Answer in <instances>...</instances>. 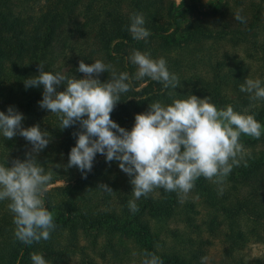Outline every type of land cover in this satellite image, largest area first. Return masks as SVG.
<instances>
[{
  "label": "trees",
  "instance_id": "obj_1",
  "mask_svg": "<svg viewBox=\"0 0 264 264\" xmlns=\"http://www.w3.org/2000/svg\"><path fill=\"white\" fill-rule=\"evenodd\" d=\"M188 8L196 15L194 29L180 41L174 33L178 29L175 14L181 9L177 3L167 0H0V111L7 113L8 107L12 106L23 114L22 122L28 127L39 125L42 131L49 133L53 151L38 157V163L46 172H52L50 184L56 179L66 181L50 187L45 195V204L54 213L56 228L50 239L39 243L25 245L15 238L13 214L7 207L9 201H0V264H32L33 252L43 254L49 264H71L72 257L77 255L80 264H97L92 253L102 260L110 257L126 261L131 251L137 255L133 264H142L145 252L155 253L163 264H205L201 247L166 251L164 235L156 225L181 214L189 223L192 221L189 212L194 207L192 201L183 203L177 192L156 189L136 200L139 211L133 213L128 206L134 199L131 177L127 175L124 183L122 180L126 189L121 188L118 180L122 171L118 161L109 163L104 155L97 154L86 178L76 167H64L76 145L78 137L74 133L80 130L79 125L61 130L57 115L39 106L43 86L25 88L24 85L26 79L39 74L36 57L41 50L53 45L67 17L78 12L83 18L81 26L94 28L98 50L103 57L115 61L117 74L128 72L135 76L137 66L131 63L130 56L134 50H139L149 52L154 59L165 58L168 70L181 81L180 87L165 89L161 82L147 77L133 79L132 90L121 94V102L110 114L121 127L130 131L135 115L146 112L156 101L169 105L175 99H186L190 95L201 99L209 97L218 109L232 105L237 112L247 110V114L254 115L263 125L264 100H250L248 93L240 91L247 73V65L241 58L228 54L225 70L222 60L216 61L207 78V71L203 74L184 71L182 63L175 58L178 55H172L173 51L184 55L191 43L213 37L210 30L203 28L202 17L214 14L218 9L203 10L198 0H193ZM133 13H143L145 17V26L151 32L146 41L133 39L128 31ZM240 16L243 29L238 30V38H245L260 16L255 12L249 22L243 13ZM170 25L174 28L167 32ZM111 74L109 71L101 74V82L110 79ZM142 81H148V84L141 86ZM63 90V84L57 86V91ZM6 141L10 143V140ZM244 141L250 142L246 167L243 164L234 167L222 185L200 177L192 189L193 195L207 205L204 216L210 231L218 229L219 217L236 223L245 216L264 223V148L255 150L258 141L264 142V134L259 139L247 136ZM2 157L0 164L10 167V162ZM100 184L107 185L112 192L98 187ZM245 188L246 192L242 194ZM232 223L230 231L234 230ZM231 234L225 235L234 244ZM82 240L86 243L82 244ZM225 251L230 253L232 246L226 247Z\"/></svg>",
  "mask_w": 264,
  "mask_h": 264
},
{
  "label": "clouds",
  "instance_id": "obj_2",
  "mask_svg": "<svg viewBox=\"0 0 264 264\" xmlns=\"http://www.w3.org/2000/svg\"><path fill=\"white\" fill-rule=\"evenodd\" d=\"M234 18L243 22L239 13ZM145 25L143 13L130 16L128 31L133 39L147 40L151 32ZM130 61L137 66L134 77L128 72L117 74L110 64L98 59L91 64L79 62L78 71L84 78L45 71L41 63L37 65L39 74L24 81L25 88L43 86L39 106L57 115L61 130L79 125L80 130L74 133L76 145L64 167H76L86 178L97 154L104 155L106 162L118 161L121 171L131 177L134 199L128 206L135 213L139 211L136 200L156 189L177 192L183 198L200 177L222 185L234 167L248 165L250 153L240 142L241 134L259 139L264 126L247 110L237 112L232 105L218 109L209 97L190 95L169 105L156 101L146 112L135 115L130 131L113 121L110 114L121 102V94L132 90L133 79L147 77L161 82L165 89L181 84L163 57L153 59L149 52L134 50ZM109 70L111 78L101 82L99 77ZM61 84L64 90L57 91ZM240 91L248 93L250 100H264L260 79L245 78ZM23 119L12 106L7 113L0 111V134L7 140L22 136L32 145L23 161L13 160L10 167L0 164V201H9L15 238L32 245L50 239L56 228L54 213L45 204L53 177L37 160L50 143L49 133L39 125L22 127ZM98 187L112 192L105 184ZM144 255L142 264H163L155 253ZM31 260L32 264H49L41 253H31ZM206 260L202 258V262Z\"/></svg>",
  "mask_w": 264,
  "mask_h": 264
},
{
  "label": "rangeland",
  "instance_id": "obj_3",
  "mask_svg": "<svg viewBox=\"0 0 264 264\" xmlns=\"http://www.w3.org/2000/svg\"><path fill=\"white\" fill-rule=\"evenodd\" d=\"M167 1L177 3L181 9L175 14L178 29L174 35L178 37V40L182 41L185 34L194 29L193 21L196 15L195 12L188 8V5L193 0ZM198 1L200 8L203 10L218 9L216 13L202 17L203 28L210 30L213 37L204 39L205 41L200 43H191L187 53L184 55L177 54L175 51L172 52V55H178L175 58L182 63L183 70L188 73L202 72V74L207 71L206 77L209 78L212 65L216 61L222 60L224 65L222 69L225 70L228 65L226 62L228 61V54H231L241 58L246 63L247 73L245 78L260 79L262 86H264V0ZM255 12L260 16L259 21L253 29L245 34V38H238V30L243 29V25L234 18L235 14L243 13L246 21L249 22ZM82 20L83 18L80 17L78 12L69 15L60 27L53 45L41 50L36 59L39 64L42 63L44 65L45 71L59 72L68 75L69 78L72 76L84 78V74L78 71L79 62L83 60L86 64H91L98 59L110 64L112 69L116 70L115 61L106 59L98 50V41L94 28L81 26ZM173 28L174 25H170L167 32ZM123 64L125 66L126 63L124 62ZM109 72L112 73L111 70ZM147 84L148 81H142L141 86ZM228 94L231 95V92H228ZM22 127L28 128V125L22 122ZM262 134H264V131H262ZM246 137L247 135L241 134L240 142L248 150L250 142L246 143L244 141ZM9 142L7 143L3 135L0 134V156H3V160L5 158L9 161L10 165L16 159L23 161L26 158L25 153L32 148V145L19 135ZM263 148L264 142L258 141L255 150L259 151ZM52 151L53 145L49 143L39 153L38 157L51 154ZM126 176L127 174L122 171L118 182L122 184L123 180L124 183ZM65 182V179H56L50 184V187L62 185ZM110 182H112V176ZM121 188L126 189L125 184H122ZM224 189H226V186H224ZM245 192L246 188L241 191L242 194ZM186 200L194 203L193 209H190L189 212L192 221L186 223L185 217L181 214L180 217L173 220H162L156 223L160 232L164 235L163 247L166 251H170L173 248L186 250L196 246L203 249V257H207V260L204 261L205 264H264V223L245 216L237 219L236 223L219 217L221 224L218 229L210 231L207 224L208 221L205 222L204 216L207 205L201 202V198L194 196L192 191L182 198L183 203ZM231 223L233 231L229 229ZM226 233H232L231 235L235 239L234 244H231L232 241H229L225 235ZM81 243L85 244L86 241L82 240ZM229 245L232 246V251L226 253L225 249ZM135 253V251H131L126 261H116L110 257L102 260L96 253H92L91 257L97 264H133V259L137 258ZM78 258V255L72 257L71 264H80Z\"/></svg>",
  "mask_w": 264,
  "mask_h": 264
}]
</instances>
